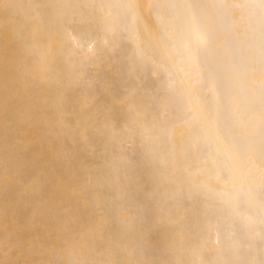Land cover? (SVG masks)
<instances>
[{"label": "bare ground", "instance_id": "1", "mask_svg": "<svg viewBox=\"0 0 264 264\" xmlns=\"http://www.w3.org/2000/svg\"><path fill=\"white\" fill-rule=\"evenodd\" d=\"M0 264H264V0H0Z\"/></svg>", "mask_w": 264, "mask_h": 264}]
</instances>
